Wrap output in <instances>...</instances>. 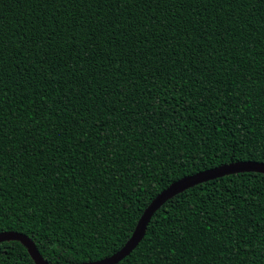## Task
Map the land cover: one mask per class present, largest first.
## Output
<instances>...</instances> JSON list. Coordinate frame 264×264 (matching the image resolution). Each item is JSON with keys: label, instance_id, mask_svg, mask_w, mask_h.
I'll list each match as a JSON object with an SVG mask.
<instances>
[{"label": "trees", "instance_id": "obj_1", "mask_svg": "<svg viewBox=\"0 0 264 264\" xmlns=\"http://www.w3.org/2000/svg\"><path fill=\"white\" fill-rule=\"evenodd\" d=\"M264 162V0H0V232L106 258L172 182ZM0 264H36L16 240ZM118 264H264V173L168 200Z\"/></svg>", "mask_w": 264, "mask_h": 264}, {"label": "water", "instance_id": "obj_2", "mask_svg": "<svg viewBox=\"0 0 264 264\" xmlns=\"http://www.w3.org/2000/svg\"><path fill=\"white\" fill-rule=\"evenodd\" d=\"M251 171L264 173V162L254 160L229 162L217 167L205 169L203 171L184 176L172 182L148 205L139 219L132 236L120 250L103 259L73 264H118L143 240L152 217L156 211L159 210L168 200L199 183L231 174ZM11 240L20 241L28 249V252L36 264H52L43 258L35 242L28 235L14 230L0 232V243Z\"/></svg>", "mask_w": 264, "mask_h": 264}]
</instances>
